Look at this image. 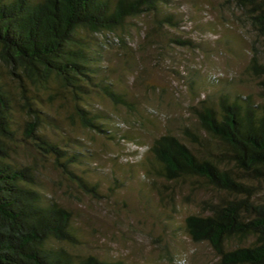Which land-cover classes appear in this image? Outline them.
Masks as SVG:
<instances>
[{
  "label": "trees",
  "instance_id": "16d2710c",
  "mask_svg": "<svg viewBox=\"0 0 264 264\" xmlns=\"http://www.w3.org/2000/svg\"><path fill=\"white\" fill-rule=\"evenodd\" d=\"M226 2L241 11L252 34L248 70L258 78V97L221 92L216 103L208 98L194 106V126H181L182 136L154 140L148 172L169 182L190 180L217 194L202 200L203 210L185 219V229L193 241L213 248L219 264H264V0ZM171 5L172 0H0V264H125L67 247L81 243L73 213L44 190L37 163L20 158L19 140L53 159L79 189L99 196L98 186L77 170L84 162L80 152L45 132L53 116L44 96L68 94L83 126L112 133L85 96L94 90L114 104L131 105L106 79L105 44L96 35L114 34L149 16L155 35L163 36L165 26L180 24ZM17 108L24 112L22 125L15 120Z\"/></svg>",
  "mask_w": 264,
  "mask_h": 264
},
{
  "label": "rangeland",
  "instance_id": "374dc122",
  "mask_svg": "<svg viewBox=\"0 0 264 264\" xmlns=\"http://www.w3.org/2000/svg\"><path fill=\"white\" fill-rule=\"evenodd\" d=\"M226 1L172 0L180 24L165 26L163 36L155 35L149 16L114 34L96 35L95 41L105 44L106 79L131 105L114 104L94 90L85 96L112 133L83 126L68 94L44 96L53 116L45 132L80 152L84 162L78 172L98 186L99 196L79 189L53 159L19 140L20 158L37 163L44 190L73 213L81 243L67 246L70 250L125 264H219L213 248L193 241L185 229V219L203 210L202 200H215L217 194L148 170L154 140L167 133L182 136L181 126L195 125L193 107L203 100L216 103L221 92L258 97V78L248 70L252 34L241 11ZM174 37L189 44L172 42ZM15 120L24 121L19 108ZM22 131L19 126V139Z\"/></svg>",
  "mask_w": 264,
  "mask_h": 264
}]
</instances>
